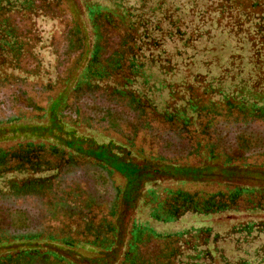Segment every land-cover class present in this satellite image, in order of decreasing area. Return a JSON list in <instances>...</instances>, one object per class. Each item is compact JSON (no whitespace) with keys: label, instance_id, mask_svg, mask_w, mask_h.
<instances>
[{"label":"trees","instance_id":"trees-1","mask_svg":"<svg viewBox=\"0 0 264 264\" xmlns=\"http://www.w3.org/2000/svg\"><path fill=\"white\" fill-rule=\"evenodd\" d=\"M52 104L145 165L263 170L264 0H0V128ZM112 174L47 142L0 146V264H79L49 245L93 264H264V187L147 189L118 254Z\"/></svg>","mask_w":264,"mask_h":264},{"label":"rangeland","instance_id":"rangeland-1","mask_svg":"<svg viewBox=\"0 0 264 264\" xmlns=\"http://www.w3.org/2000/svg\"><path fill=\"white\" fill-rule=\"evenodd\" d=\"M57 107V104H52L41 123L27 122L1 127L0 146L17 142H47L91 158L113 170L111 179L114 185L119 186L122 193L118 216L121 237L118 254L122 250L121 244L125 242L127 229L132 222L145 219L141 195L147 189L170 186L179 182H185L184 187L197 186L202 182L264 187V169L223 168L214 162H208L198 168L145 165L141 159L108 138L64 124L57 117ZM11 222L15 225L19 223V219H12ZM49 247L79 264H93L91 260L97 257V251L87 247L70 250L56 245ZM112 259L113 256L98 264H109Z\"/></svg>","mask_w":264,"mask_h":264}]
</instances>
